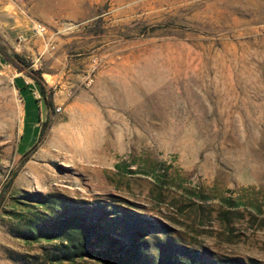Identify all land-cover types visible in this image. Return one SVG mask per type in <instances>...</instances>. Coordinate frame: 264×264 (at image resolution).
I'll return each mask as SVG.
<instances>
[{
  "label": "rangeland",
  "instance_id": "374dc122",
  "mask_svg": "<svg viewBox=\"0 0 264 264\" xmlns=\"http://www.w3.org/2000/svg\"><path fill=\"white\" fill-rule=\"evenodd\" d=\"M7 1L52 106L0 73V264L48 246L22 235L35 193L147 217L116 215L150 264L168 236L187 262L264 264V0Z\"/></svg>",
  "mask_w": 264,
  "mask_h": 264
},
{
  "label": "trees",
  "instance_id": "16d2710c",
  "mask_svg": "<svg viewBox=\"0 0 264 264\" xmlns=\"http://www.w3.org/2000/svg\"><path fill=\"white\" fill-rule=\"evenodd\" d=\"M0 55L14 69L33 80L40 98L45 100L47 107H51L52 100L46 91L40 70L31 69L29 61L21 55L8 53L1 43ZM15 86L21 95L25 88L30 90V85L20 78L16 79ZM35 100L39 102V99ZM41 134L40 129L39 137ZM27 197L30 202L35 203L29 206H38L42 210L32 214L27 220L22 235L25 240H34L31 243L42 242L48 246L43 248L42 254L26 258L25 264H78L83 261H93L95 264H150L147 254L149 244L140 235L141 230L130 234L123 232L116 215L127 213L130 220L142 226L141 229L147 224L154 225L147 217L130 214L125 210L127 208L113 202H83L60 194L43 196L35 193L28 194ZM143 231L148 230L146 228ZM159 246L157 259L155 257L157 264H199L198 261L187 262L167 252L179 251L183 255L188 253L169 236Z\"/></svg>",
  "mask_w": 264,
  "mask_h": 264
},
{
  "label": "crops",
  "instance_id": "0c3cea01",
  "mask_svg": "<svg viewBox=\"0 0 264 264\" xmlns=\"http://www.w3.org/2000/svg\"><path fill=\"white\" fill-rule=\"evenodd\" d=\"M7 2H8L7 0H4V4L7 5L8 4ZM5 17L8 18V20L5 22H2L0 24L2 27L7 28V29H6V31L3 32V38L4 39L1 40L0 43L6 48L8 53H11L10 49L14 48L12 36L15 35L17 32H19L18 30L21 29L20 27L22 25H26V23H25V17L22 15L21 11L20 12L11 11V12L5 14ZM19 39L22 40L23 36H20ZM29 43H30V41H29ZM29 43L28 42L25 43L23 47H24L25 51H29V53L30 52L32 53L33 51H32V48H31ZM9 67H11V65L9 63L5 62L3 57L0 55V73H4L5 71L8 70ZM18 78L23 79L26 84L30 85L29 89L35 95V91H37V90L33 86L34 83L32 81H28L22 74H16L13 77L14 85H15L16 79H18ZM37 104L39 105V102H37Z\"/></svg>",
  "mask_w": 264,
  "mask_h": 264
},
{
  "label": "built area",
  "instance_id": "2783aa9c",
  "mask_svg": "<svg viewBox=\"0 0 264 264\" xmlns=\"http://www.w3.org/2000/svg\"><path fill=\"white\" fill-rule=\"evenodd\" d=\"M35 31L36 33L43 34L44 32H46V28L42 24H37L35 25Z\"/></svg>",
  "mask_w": 264,
  "mask_h": 264
}]
</instances>
